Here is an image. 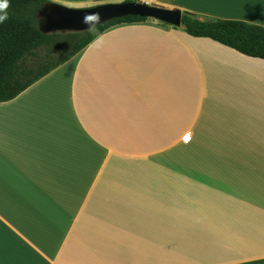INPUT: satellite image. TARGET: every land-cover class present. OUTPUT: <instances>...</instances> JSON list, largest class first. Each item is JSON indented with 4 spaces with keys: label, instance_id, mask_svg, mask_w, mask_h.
<instances>
[{
    "label": "crops",
    "instance_id": "obj_1",
    "mask_svg": "<svg viewBox=\"0 0 264 264\" xmlns=\"http://www.w3.org/2000/svg\"><path fill=\"white\" fill-rule=\"evenodd\" d=\"M139 1L264 26V0ZM0 264H264V59L124 22L0 102Z\"/></svg>",
    "mask_w": 264,
    "mask_h": 264
},
{
    "label": "trees",
    "instance_id": "obj_2",
    "mask_svg": "<svg viewBox=\"0 0 264 264\" xmlns=\"http://www.w3.org/2000/svg\"><path fill=\"white\" fill-rule=\"evenodd\" d=\"M49 0H8L7 19L0 23V102L18 96L35 81L73 57L100 33L124 22L146 21L128 15L103 22L93 30L43 29ZM182 23L193 36L209 37L241 53L264 59V26L239 19L208 18L183 12ZM168 24V23H166Z\"/></svg>",
    "mask_w": 264,
    "mask_h": 264
},
{
    "label": "water",
    "instance_id": "obj_3",
    "mask_svg": "<svg viewBox=\"0 0 264 264\" xmlns=\"http://www.w3.org/2000/svg\"><path fill=\"white\" fill-rule=\"evenodd\" d=\"M91 13H98L100 16V22L96 25L128 15L154 18L174 26L183 24L181 9L167 8L139 0H125L81 8L52 4L43 13V29L47 32L86 30L89 27L82 21L86 14Z\"/></svg>",
    "mask_w": 264,
    "mask_h": 264
},
{
    "label": "clouds",
    "instance_id": "obj_4",
    "mask_svg": "<svg viewBox=\"0 0 264 264\" xmlns=\"http://www.w3.org/2000/svg\"><path fill=\"white\" fill-rule=\"evenodd\" d=\"M0 11H4L8 7V0H0ZM7 19V13L4 12L3 15H0V23ZM86 24L90 30L94 29V26L100 22V16L98 13L86 14L82 21Z\"/></svg>",
    "mask_w": 264,
    "mask_h": 264
},
{
    "label": "rangeland",
    "instance_id": "obj_5",
    "mask_svg": "<svg viewBox=\"0 0 264 264\" xmlns=\"http://www.w3.org/2000/svg\"><path fill=\"white\" fill-rule=\"evenodd\" d=\"M112 2H119V1H112ZM104 3H106V2H104ZM98 4H102V3H97V4H84V5H79V6H68V5H65V6L81 8V7H90V6H94V5H98ZM151 4H157V3H151ZM157 5H159V4H157ZM232 173H234L235 176H241L239 168L233 169Z\"/></svg>",
    "mask_w": 264,
    "mask_h": 264
},
{
    "label": "built area",
    "instance_id": "obj_6",
    "mask_svg": "<svg viewBox=\"0 0 264 264\" xmlns=\"http://www.w3.org/2000/svg\"><path fill=\"white\" fill-rule=\"evenodd\" d=\"M147 3H149L148 1H146ZM190 134H185V136H183V139L187 140L189 138Z\"/></svg>",
    "mask_w": 264,
    "mask_h": 264
},
{
    "label": "snow or ice",
    "instance_id": "obj_7",
    "mask_svg": "<svg viewBox=\"0 0 264 264\" xmlns=\"http://www.w3.org/2000/svg\"><path fill=\"white\" fill-rule=\"evenodd\" d=\"M0 6H2V5H0Z\"/></svg>",
    "mask_w": 264,
    "mask_h": 264
}]
</instances>
